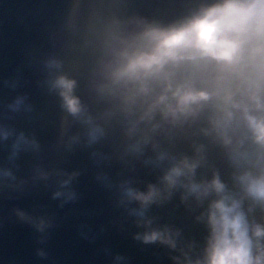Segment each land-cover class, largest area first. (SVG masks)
Listing matches in <instances>:
<instances>
[{
  "label": "clouds",
  "instance_id": "9594fccd",
  "mask_svg": "<svg viewBox=\"0 0 264 264\" xmlns=\"http://www.w3.org/2000/svg\"><path fill=\"white\" fill-rule=\"evenodd\" d=\"M33 57L60 108L58 142L86 152L135 240L164 245L170 264H264V0H64ZM0 104V173L14 176V158L42 143L9 119L33 109L27 91ZM55 171L52 196L78 199L79 170ZM176 197L198 231L152 211ZM13 211L43 244L53 215Z\"/></svg>",
  "mask_w": 264,
  "mask_h": 264
},
{
  "label": "water",
  "instance_id": "95a60500",
  "mask_svg": "<svg viewBox=\"0 0 264 264\" xmlns=\"http://www.w3.org/2000/svg\"><path fill=\"white\" fill-rule=\"evenodd\" d=\"M64 0H0V101L15 91L29 93L33 109L13 113L10 122L34 132L41 140L39 152H23L74 256L76 264H109L105 249L130 255V264H170L166 247L158 242L143 244L131 232L135 226L124 219L112 203L109 190L95 180L86 152L66 149L58 142L60 108L56 98L39 84L43 77L33 52L46 23L63 7ZM19 79L18 89L3 84V78ZM2 104L0 109L2 111ZM3 113V111H2ZM55 169L79 170L73 184L79 198L61 205L52 192L61 178ZM49 172L48 176L40 175ZM161 221H171L193 232L199 230L193 214L178 197L164 205H154Z\"/></svg>",
  "mask_w": 264,
  "mask_h": 264
}]
</instances>
